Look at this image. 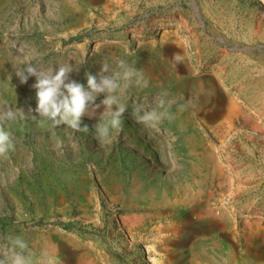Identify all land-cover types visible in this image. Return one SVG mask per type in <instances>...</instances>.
I'll return each mask as SVG.
<instances>
[{
	"label": "rangeland",
	"instance_id": "obj_1",
	"mask_svg": "<svg viewBox=\"0 0 264 264\" xmlns=\"http://www.w3.org/2000/svg\"><path fill=\"white\" fill-rule=\"evenodd\" d=\"M261 16L264 0H0V114H27L0 120L14 143L0 155V251L19 236L34 264H264V134L240 116L264 127ZM26 57L70 63L85 85L122 59L148 83L120 94L123 130L101 147L102 109L82 117L88 131L32 118L35 77L16 75ZM157 96L170 118L152 129L132 111ZM213 149L227 179L204 169Z\"/></svg>",
	"mask_w": 264,
	"mask_h": 264
},
{
	"label": "clouds",
	"instance_id": "obj_2",
	"mask_svg": "<svg viewBox=\"0 0 264 264\" xmlns=\"http://www.w3.org/2000/svg\"><path fill=\"white\" fill-rule=\"evenodd\" d=\"M175 59V57H174ZM74 70L70 63L57 67L40 69L30 58H25L23 66L16 69V75L21 83H26L30 77H35L33 87L36 89V107L29 109L33 119L37 117L50 122L53 126L64 125L73 131H88V126H82V117L97 115L99 118L95 125V137L101 147L113 143V133L119 134L123 130V114L128 108L127 104L120 101V94L130 86H147L140 70L120 59L117 68L110 69L108 63H102L98 75L86 73V85L74 79H70V73ZM103 94V98L97 103V98ZM172 101H166L162 96H157L146 102H135L133 116L137 122L148 128H158L160 122L170 118L166 105ZM27 114L23 109L9 107L2 119H23ZM14 148L10 130L0 125V155L7 154ZM8 244L5 250L0 251V264H34L31 254L28 252V242L19 236L7 237ZM42 264H56L55 258L45 254Z\"/></svg>",
	"mask_w": 264,
	"mask_h": 264
},
{
	"label": "bare ground",
	"instance_id": "obj_3",
	"mask_svg": "<svg viewBox=\"0 0 264 264\" xmlns=\"http://www.w3.org/2000/svg\"><path fill=\"white\" fill-rule=\"evenodd\" d=\"M263 18H264V16H261L258 18V24L261 22V20ZM210 90L213 91V93H216V95H219L220 93H222L219 86L215 83L212 84ZM217 92H219V94ZM217 98H218L219 102L224 101L220 97H217ZM229 105H230V116H232L236 112L237 107L232 102H230ZM244 130H246L249 134L254 135V136H259V135H261V133L264 134V130L256 129L255 127H251L250 129H244ZM230 135H231V133H230ZM212 155H213V152H212ZM204 159L205 160L207 159V161L205 162ZM204 159H203V162H205L204 169L208 174L213 176L215 174V172H217V174L223 175L227 179V176L222 171H220L218 169L217 165L215 164L214 157L210 158L209 152L206 151L204 153ZM162 232H163L162 229L158 228L154 233L155 238L160 237ZM155 245L158 247L157 243H155ZM160 262H161V264H170L169 260L164 258V257L162 258V260H160Z\"/></svg>",
	"mask_w": 264,
	"mask_h": 264
},
{
	"label": "water",
	"instance_id": "obj_4",
	"mask_svg": "<svg viewBox=\"0 0 264 264\" xmlns=\"http://www.w3.org/2000/svg\"><path fill=\"white\" fill-rule=\"evenodd\" d=\"M210 79L214 81L215 84H217L220 88V90L224 93H227V90L222 85L219 78H217L215 75H209ZM240 116L243 120L244 129H250L251 127H255L256 129L264 130V127L260 124L259 119L257 117L252 116L251 114L247 113L246 111H241ZM213 157L215 164L217 165L218 169L222 171L224 174L228 171L226 167L221 163V161L218 159V155L215 151V149L212 150ZM226 175V174H225ZM87 217H92V214H86ZM116 218V224L118 227L122 228V220L118 217V215H115ZM84 244H87V242H84Z\"/></svg>",
	"mask_w": 264,
	"mask_h": 264
}]
</instances>
